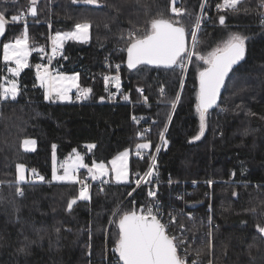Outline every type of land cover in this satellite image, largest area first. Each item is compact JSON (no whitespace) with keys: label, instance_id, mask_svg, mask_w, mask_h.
I'll return each mask as SVG.
<instances>
[{"label":"trees","instance_id":"1","mask_svg":"<svg viewBox=\"0 0 264 264\" xmlns=\"http://www.w3.org/2000/svg\"><path fill=\"white\" fill-rule=\"evenodd\" d=\"M202 1L180 0L191 18V22H186L187 45L191 40L187 32L195 24ZM29 2L0 0V12L8 18L0 49L4 42L22 35L25 25L32 49L28 67L19 77L17 99L0 103V264H105L104 259L111 257L118 238L117 223L111 238L104 236L113 212L118 208L120 214L137 211L146 202L151 187H142L130 196L133 187L129 184L93 185L89 187L90 199H77L68 211L69 201L77 198L79 191L75 184L52 182V152L55 149L57 158L62 160L75 150L91 166L94 162L108 163L124 150L137 152L138 143H150L149 149L141 150L146 153L143 160L134 155L130 158L131 178L134 173L143 175L147 171L161 132L168 143H161L156 156L158 176L152 179L200 182L194 188L187 187L191 196L187 198L186 211L194 221L178 219V224L191 233L206 229L208 188L201 182H213L212 221L216 229L209 244L211 258L208 241L203 238L195 243L193 258L202 264H264V237L257 231L258 225L264 226L261 0H241L238 11L224 12L217 10L222 0L205 2L204 27L197 32V52L226 40L229 32L247 36L248 43L245 59L230 74L231 80L219 99V105L225 99L228 110L225 115L208 120L203 134L195 112L199 84L191 69L193 62H188L185 75L179 67L175 71L149 65L129 69L125 63L129 42L128 37L124 40L126 35L131 31L137 37L143 36L151 19L161 14L172 18L171 0H100L99 7L85 5L82 0H39L35 17L28 13ZM22 13L29 24L11 21L12 15ZM220 15L226 18L224 25L219 23ZM85 21L91 25L89 41L64 42L60 56L51 62V73L78 74V90L69 103L46 101L43 89L37 85L34 66L47 62L51 36L72 31L76 23ZM38 48L44 52L35 50ZM107 62L121 64L120 92H111L115 93L112 102L107 101L110 92L105 89ZM2 69L0 53V75ZM240 77L250 78V83L242 84ZM233 80L238 81L232 84ZM84 88L91 89L88 98L75 102V96ZM177 96L180 99L173 108L172 101ZM197 135L198 140L194 139ZM25 139L35 140L33 152L22 150ZM89 144L95 147L89 149ZM17 164L44 180L39 182L35 176L30 180L27 173V182L18 183ZM17 187L22 196L17 194ZM157 190L164 209L177 204L178 186L164 184ZM135 200L137 204L133 203ZM21 248L27 254L20 252Z\"/></svg>","mask_w":264,"mask_h":264},{"label":"snow or ice","instance_id":"2","mask_svg":"<svg viewBox=\"0 0 264 264\" xmlns=\"http://www.w3.org/2000/svg\"><path fill=\"white\" fill-rule=\"evenodd\" d=\"M15 2V0H13ZM37 0H31L29 14L33 17L37 15L35 7ZM74 3L80 0H73ZM85 5L100 6V0H82ZM206 0L202 2L201 9L203 10ZM177 0H173L171 12L175 17L179 18L185 15L186 10L176 7ZM240 0H222L217 4L218 12L224 11H238L237 8ZM261 7H264V0H261ZM24 19V14L12 15L11 21L18 23ZM201 16H197L195 25L191 31L192 48L189 50L185 46L186 29L179 19L164 18L163 14L159 18H153L150 21V28H146L144 35L137 37L133 32L129 31V42L126 47L127 51V66L129 69H136L140 65H150L155 67H163L175 71L177 67L183 71L186 68L185 61L192 62L195 57L197 61H202L205 67L198 72L199 91L197 94L196 111L200 119V133L203 134L205 128V118L209 109L217 106V100L222 95L221 90L227 87V82L231 80L230 73L234 71V66L238 65L240 61L245 59V43L248 39L247 36L240 33H232L227 40L223 43L222 47H217L207 55L200 54L196 51L198 44L197 32L201 25ZM225 16H219V23L225 24ZM8 18L0 12V36L6 31V24ZM261 23L264 24V15L261 17ZM91 25L89 22L76 23L74 31L56 33L50 37L52 46V55L48 57L49 62L55 57L57 53L63 48L66 40H76L80 42L87 41L89 38V29ZM44 52L43 48L35 49ZM32 49L29 48V36L27 26L22 37L16 38L14 42L3 44L2 59L5 64L15 65L14 67H7V72L12 77L11 79L5 78L4 83H0V103L6 102L9 99L15 101L20 93L19 77L21 71L28 67V57ZM36 76L40 82V87L45 89L44 99L46 101H54V97L60 101L69 100L68 95L72 86L75 85L76 77H65L60 75L52 78L47 68L41 73L42 64H36ZM119 69V65H117ZM104 80L107 83L114 82V86L120 88L119 72L109 77L105 76ZM65 81H68L67 85ZM164 89H161L163 93ZM91 89L84 88L78 95L77 99H87ZM103 99V98H101ZM127 100L128 96H124ZM180 99L179 96L176 100L172 101V107L175 108L176 102ZM147 131V129L145 130ZM143 135V134H141ZM194 139H200L197 135ZM160 140L163 145H167L168 141L165 139L164 132L160 133ZM35 146V141L25 139L23 147L25 151L32 150ZM55 147V146H53ZM89 149L95 145H87ZM137 155L141 154V150L149 149L150 143H138L136 145ZM160 145H157L159 151ZM75 151V150H74ZM127 151L121 153L111 161L112 171L115 173L117 182H127L128 169H127ZM119 162V163H118ZM64 169L63 175H58L56 168H53L52 179L56 181H71L81 183L79 196L69 201L67 210L71 211L77 199L89 200V185L78 180L76 170L80 168H87L88 174L92 180L100 179L107 175L105 165L103 163H93L88 166L84 162V158L77 154L75 160L71 163H64L61 165ZM34 171V170H33ZM16 180L17 182H25L27 177L25 175V168L21 164L16 166ZM139 179L135 181L137 186L144 183L151 184L152 177L158 176L156 171V158L152 156V163L147 172L143 176L137 173ZM36 179L44 180L43 176H38ZM102 183H108L103 180ZM171 183V180H169ZM209 183H211L209 181ZM101 191H104L101 189ZM17 194L23 195V192L17 187ZM149 197H155L156 192L149 191ZM233 195H237L235 192ZM159 208L158 205L152 204L140 212L124 211L120 214L119 208L113 212V220L110 223H117L118 225V238L116 240L113 252L118 257L117 264H185V259L178 255V247L184 243L182 236L170 235L166 230L167 226L158 218ZM252 211H255L253 209ZM119 216L118 221L115 220ZM171 216V214H170ZM172 223H176V217L171 216ZM180 229H184V225H180ZM257 231L261 237H264V226H257ZM20 252L26 253L24 248L19 249ZM199 255V253L197 254ZM192 264H199L198 260H194Z\"/></svg>","mask_w":264,"mask_h":264},{"label":"built area","instance_id":"3","mask_svg":"<svg viewBox=\"0 0 264 264\" xmlns=\"http://www.w3.org/2000/svg\"><path fill=\"white\" fill-rule=\"evenodd\" d=\"M21 21L23 23L28 22V17L26 15H24V19H21ZM192 43H193V40L191 39L190 43L187 47L189 50H191V48H192ZM61 52H62V49L60 50L59 53H57L55 55V57L53 59L59 57ZM51 55H52V46L50 45V49H49V52L47 55V62L46 63H42V62L36 63V64H42L44 66L43 68H41V73L44 72L45 68H47L48 73H51V62L53 61V59L51 60V62H49V59H48V57H50ZM187 63H186V66H187ZM36 64H35V66H36ZM117 65H119V69H117ZM35 70H36V67H35ZM110 70L114 71L116 74L118 71L120 74L121 64L120 63L110 64L109 62H107V64L105 65V71L107 72ZM77 95H78V93H77ZM77 95L74 98L75 102H79L81 100V99H77ZM113 98H114V94L110 92L108 95L107 101L112 102ZM146 132H148V130ZM161 143L162 142L160 140L158 145L161 146ZM157 154H158V151L156 148L153 156H155V158H156ZM145 156H146V153H144V152H141L140 155H137V152H136V154H134V158L139 160V161L143 160L145 158ZM151 163H152V156L149 159L148 169H149V166L151 165ZM148 169H147V171H148ZM137 173H139V172H137ZM137 173L132 174V176L130 178L129 185L133 187V190L130 193V196L142 187H144L145 189H148L151 187V189H149L148 192L154 191V192H156V196L155 197H149L148 192H147V197L150 200L146 197V199H145L146 202L144 204H141L139 207H137L136 212H140L142 209L146 210V208L152 204L158 205V208H159V211L157 213L158 218L161 220L162 223H164L167 226L166 230L168 231V233L170 235L182 236L184 238V243L178 247V255L185 259V264H192V262L194 260H198V262H199V259H197L195 257L193 258V255H194L193 251H194L195 243H197V240L199 238H203L206 241H209L211 243L212 233H213V230L216 228L215 223H213V221H212V204H211V202H212V184H213V182L211 180L201 182L205 187L208 188V192L205 194V197L208 200V204H207L206 211H205V213H207L208 217L204 218V226L206 227V229L204 231H202L201 233L200 232L191 233V232H189V230H186L185 227L183 230L180 229V225L178 224V219L184 218V219H188L189 222L194 221L193 215L189 214L186 211L187 205H188V202H187L188 199L187 198L189 196H191V190L189 188H194L195 185L199 184L200 182H196V181L172 182L171 181V183H169V181L162 182L156 178H153L151 184L144 183L142 181L138 187L137 184L135 183V181L137 179H139V176H137ZM143 175L140 174V176H143ZM77 178H78V180L82 181L83 183L88 184L89 187H91L93 185H97L98 187H100L103 184L101 182L94 183L92 181V179L90 178V175L88 173H81V171L77 172ZM209 181L211 183H209ZM164 184L167 186H170V185L178 186V188H179V192L177 194H175V201L177 202L178 205L177 204L171 205L169 207V210L164 209L162 200L158 197L157 188L161 185H164ZM75 185L77 186L78 191H80L81 183L76 182ZM188 185H190L189 188H187ZM133 203L137 204V201L135 200V201H133ZM170 214H171V216L176 217V223H172ZM105 258H106L105 259L106 264H117L118 257H116L114 255V252L111 251V257L110 258L109 257H105ZM199 264H202V263L199 262ZM206 264H208V263H206ZM209 264H212V262Z\"/></svg>","mask_w":264,"mask_h":264},{"label":"rangeland","instance_id":"4","mask_svg":"<svg viewBox=\"0 0 264 264\" xmlns=\"http://www.w3.org/2000/svg\"><path fill=\"white\" fill-rule=\"evenodd\" d=\"M18 0H15V3L17 2ZM241 1V0H240ZM12 2H13V0H12ZM38 2H39V0H37V2H36V5L38 4ZM202 2H204V0L202 1ZM36 5H35V7H36ZM30 6H31V0H30V2H29V8H30ZM172 6H173V0H171V8H172ZM175 6L176 7H179V8H182V5L180 4V0H177V3L175 4ZM170 8V9H171ZM204 9L205 8H203V10L201 9V5H200V9H199V13H198V15L197 16H201L202 17V19H201V25H200V29L199 30H201L203 27H204V19H205V16H204ZM28 13H29V11H28ZM171 14L173 15L172 16V18L171 17H169V18H171V19H173V20H175V19H179L181 22H182V25L186 28V31H189V29H187V27L188 26H186V22L188 21V22H191V18L189 19V17H188V14H186L185 13V15H183V16H181V17H179V18H177V17H175L174 16V14L171 12ZM29 15V14H28ZM263 15H264V13H263ZM18 23H22L21 21H19ZM31 24H33L34 23V21L33 22H30ZM8 24V23H7ZM26 24H29L28 22H26ZM262 24V23H261ZM22 25H25V24H22ZM195 25V24H194ZM262 28H264V24H262V26H261ZM193 29V28H192ZM90 30V29H89ZM198 30V31H199ZM72 31H74V29L72 30ZM192 31V30H191ZM70 32V31H69ZM58 33V32H57ZM59 33H64V32H59ZM191 34V32H187V34ZM232 33H236V32H232ZM232 33H230L229 32V34H228V36H227V38L229 37V35L230 34H232ZM56 34V33H55ZM23 35V34H22ZM22 35H20L19 37H17V38H20V37H22ZM128 37V35H126V37H125V39L124 40H127L126 38ZM227 38H226V40H227ZM16 39V38H15ZM14 39V40H15ZM191 39H192V36H191ZM14 40H12V41H7V42H4V43H9V42H14ZM226 40H224V41H222V42H219V43H217V44H215V45H213V46H210V47H208L207 49H206V47L205 48H201L200 50H199V53L200 54H203V55H207L209 52H211V51H213L214 49H216L217 47H222L223 46V43L226 41ZM67 41H75V42H78V43H87L88 41H89V38H88V40L87 41H84V42H80V41H76V40H66L65 42H67ZM3 43V44H4ZM246 43H248L247 41H246ZM245 43V44H246ZM3 44H2V46H1V49H0V53H1V59H2V55H3ZM51 44V43H50ZM32 52V51H31ZM30 52V53H31ZM30 56V55H29ZM28 61H29V57H28ZM2 62H3V69H2V71H1V75H0V83H4L5 82V78H8V79H11L12 77L10 76V74L7 72V67H9V66H11V67H14L15 65H12V64H5L4 63V61H3V59H2ZM192 62H193V64H192V68L191 69H193L192 71L194 72V75H195V77H196V79L199 81V79H198V72L200 71V70H202L204 67H205V65L202 63V61H197L196 59H195V57L192 59ZM187 62L185 61V64H186ZM111 64V63H110ZM189 63H187V65H188ZM25 69V68H24ZM23 69V70H24ZM186 72H187V66H186V69H184L183 71H182V73H183V75H185L186 74ZM21 73H22V71H21ZM21 73H20V75H21ZM20 75H19V77H20ZM52 78H56V77H58V76H60V75H63V76H65V77H73V76H75L76 77V81H75V85L74 86H72L71 87V89H70V91H69V93H68V95H69V97H70V99L69 100H72V96L77 92V90H78V74H61V73H57V72H54V71H52V74L50 73L49 74ZM114 75H116V73L114 72V71H112V70H110V71H107L106 72V74H105V76H109V77H112V76H114ZM134 76H138L139 75V73H134L133 74ZM19 77H17L16 79L19 81ZM241 78V77H240ZM239 78V79H240ZM248 79H250V78H246V77H243V78H241L240 80H239V82H241L242 84H245V85H248L250 82H249V80ZM238 80H233V82H232V84H234V83H236ZM239 82H238V84H239ZM67 83H68V81H65V84L67 85ZM182 84V83H181ZM242 84H239V85H242ZM37 85L38 86H40V82L37 80ZM239 85H237V87L239 86ZM120 86H121V83H120ZM234 86H232V87H230V89L229 90H231L232 88H233ZM42 88V87H41ZM106 88V91H112V89L114 90V92L117 94V93H119L120 92V88L119 89H117L115 86H114V82H109V83H107V86L105 87ZM115 88V89H114ZM43 89V91L45 92V89L44 88H42ZM164 89V88H163ZM198 91H199V88H198ZM198 91H197V94H198ZM230 99H232V98H230ZM234 99H237V98H234ZM54 100H59V99H56L55 97H54ZM69 100H65L64 102H69ZM60 101V100H59ZM62 102V101H61ZM239 103H235V105H238ZM228 110V107H227V105H225V99L221 102V104L219 105V103H218V105H217V107L214 109V112L212 113V112H208V114L206 115V118H205V126H206V124H207V121L208 120H214L215 118L217 119L219 116H223V115H225L226 114V111ZM195 112H196V115L198 116V118H199V114H198V112L196 111V108H195ZM200 120V119H199ZM30 140V139H29ZM33 141H35V140H33ZM36 149V143H35V146H34V148L32 149V150H29V151H25L24 150V147H23V144H22V150L23 151H25V152H33L34 150ZM125 151H127L128 153H129V155H128V157H127V169H128V178H127V182H123V181H121V182H117L116 181V179H115V173L112 171V164H111V161L113 160V159H115L117 156H119L121 153H123V152H125ZM77 154H79V155H81L80 153H78V152H76V151H73L70 155H68L67 157H65L64 159H62V160H60V159H58L57 158V156H56V153H55V149L53 150V152H52V157H51V180H52V182H54V183H58V182H60V183H73V184H75L76 182H71V181H56V180H53L52 179V174H53V168L55 167L56 168V171H57V174L58 175H63V173H64V169L61 167V165L62 164H64V163H71V162H73L74 160H75V157H76V155ZM134 154H136V151H134V152H132L131 153V151H129V150H124V151H122V152H120L119 154H117L115 157H113L108 163H103L104 165H105V170H106V172H107V175H105V176H103V177H101L100 179H97V180H93V182H102L103 180H107L108 181V183L109 182H112L113 184H120V185H126V184H129V181H130V168H129V160H130V158L131 157H133V155ZM82 156V155H81ZM83 157V156H82ZM95 163H97V162H95ZM119 163V162H118ZM25 168V167H24ZM82 170H85L86 172H88L87 171V168H80V169H77L76 170V176H77V172L78 171H82ZM27 173H28V175H29V179L31 180V179H33V177L35 176V174L33 175V173L31 172H27V170H26V168H25V175H26V177H27ZM36 177V176H35ZM37 181H39V182H41V180H39V179H37ZM25 182H27V180L25 181ZM25 182H19V183H25ZM108 183H106V184H108ZM78 196H79V194H78ZM89 196H90V192H89ZM79 200V199H78ZM81 201H88V200H81ZM3 212H6V211H3ZM114 218H113V215H112V218L110 219V221L111 220H113ZM115 220H116V217H115ZM110 221H109V225H108V228H107V230H106V233H105V239H107V240H109L110 238H111V233H112V229H113V227L115 226V223H110ZM216 229V228H215ZM214 231V230H213ZM113 235H114V233H113ZM209 241H208V254H209V258H211V246L209 245ZM109 251H110V249H109ZM104 262H105V264H106V260L104 259Z\"/></svg>","mask_w":264,"mask_h":264},{"label":"water","instance_id":"5","mask_svg":"<svg viewBox=\"0 0 264 264\" xmlns=\"http://www.w3.org/2000/svg\"><path fill=\"white\" fill-rule=\"evenodd\" d=\"M2 36H3V35H2ZM2 36H0V40H1ZM185 46H186V48H187V39H186V35H185ZM242 61H243V60H242ZM242 61H240L239 64H240ZM125 63H126V66H127V51H126V61H125ZM239 64H238V65H239ZM238 65L234 66V69H235ZM149 66H150V65H149ZM127 67H128V66H127ZM230 74H231V73H230ZM198 84H199V81H198ZM223 90H224V89H222L221 92H223ZM220 97H221V96H220ZM220 97H219L218 100H217V105H218V103H219V99H220ZM216 107H217V106H214L213 108L209 109L208 112H211V111L214 110Z\"/></svg>","mask_w":264,"mask_h":264},{"label":"crops","instance_id":"6","mask_svg":"<svg viewBox=\"0 0 264 264\" xmlns=\"http://www.w3.org/2000/svg\"><path fill=\"white\" fill-rule=\"evenodd\" d=\"M22 22V21H21ZM23 23V22H22ZM23 24H25V23H23ZM50 74V73H49ZM52 74V73H51ZM107 86V84L105 85V87ZM121 87V86H120ZM106 89V88H105ZM115 89V88H114ZM112 91H114L113 89H112ZM112 91H108V92H112ZM115 94V93H114ZM75 95V94H74ZM71 100H69V102H70ZM50 102H53V103H69V102H64V101H59V100H54V101H50ZM93 181V180H92ZM95 181V180H94ZM100 182V181H99ZM58 183H60V182H58ZM94 183H98V182H94ZM73 184V183H72Z\"/></svg>","mask_w":264,"mask_h":264}]
</instances>
